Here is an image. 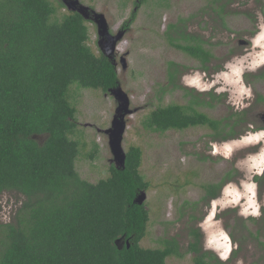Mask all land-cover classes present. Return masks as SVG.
Segmentation results:
<instances>
[{
	"label": "rangeland",
	"instance_id": "374dc122",
	"mask_svg": "<svg viewBox=\"0 0 264 264\" xmlns=\"http://www.w3.org/2000/svg\"><path fill=\"white\" fill-rule=\"evenodd\" d=\"M49 1L55 6L61 2ZM135 1L79 0L105 16L112 34L122 30L135 11L114 58L117 85L129 97L132 111L125 117L121 145L124 152L131 146L140 148L139 171L149 184L144 201L149 222L139 245L156 249L164 239L174 238L184 256H170L166 263L193 264V255L186 253L192 239L188 233L198 228L203 250L222 262L264 264V78L255 77L264 71V0H146L138 7ZM67 11L58 9L57 17ZM174 24L201 39L211 52L214 58L206 69L167 43L164 33ZM86 26L88 45L98 55L96 26L91 21ZM261 36L262 44L257 43ZM124 54L125 70L119 63ZM169 63L177 66L174 83ZM185 89L219 97L211 106L197 107L209 118L225 124L232 122V114L245 112L244 122L227 127L225 132L233 135L225 139L199 126L163 134L143 128L141 122L156 107L187 105ZM69 100L76 109L72 139L79 142L75 169L83 180L96 183L108 177L113 165L104 131L110 128L118 102L107 92L74 87ZM256 135L260 138L245 141ZM36 140L42 144L45 136ZM220 181L223 186L216 198L206 201L203 185ZM21 201L15 192L0 195V223L12 222ZM218 240L226 242V254Z\"/></svg>",
	"mask_w": 264,
	"mask_h": 264
},
{
	"label": "trees",
	"instance_id": "16d2710c",
	"mask_svg": "<svg viewBox=\"0 0 264 264\" xmlns=\"http://www.w3.org/2000/svg\"><path fill=\"white\" fill-rule=\"evenodd\" d=\"M60 8V1L55 6L49 0H0V195L22 197L12 222L0 223V264H167L170 256H184L176 239H164L156 249L139 245L149 222L144 203H134L149 187L139 171L140 148L129 147L124 168L111 165L108 177L96 183L75 169L79 142L72 139L77 126L70 88L106 93L118 77L111 62L89 47L87 21L70 11L58 18ZM134 16L135 11L121 29ZM169 27L167 43L206 69L214 57L201 39L177 24ZM169 65L174 83L177 66ZM185 91L187 105L156 107L141 122L143 128L163 134L199 126L225 139L233 135L227 127L244 122L245 112L232 114L225 124L209 118L197 107L211 106L219 97ZM40 136H45L42 144L36 140ZM222 186L223 181L203 185L204 199H215ZM262 217L264 222V210ZM188 234L186 253L193 264H228L203 250L200 229Z\"/></svg>",
	"mask_w": 264,
	"mask_h": 264
},
{
	"label": "water",
	"instance_id": "95a60500",
	"mask_svg": "<svg viewBox=\"0 0 264 264\" xmlns=\"http://www.w3.org/2000/svg\"><path fill=\"white\" fill-rule=\"evenodd\" d=\"M63 6L70 12L79 14L85 21H91L96 26L97 46L100 53L107 58L113 66L116 67L114 55L117 46L124 36V31L120 30L116 33H110V29L105 16L102 13H96L89 7L82 5L79 0H61ZM120 65L123 70L126 69V54L120 57ZM118 102L115 115L113 116L110 128L104 133L108 137V146L113 157V165L117 169H123L125 163V152L122 148V138L126 129L125 117L131 114L129 109V97L121 89L119 85L107 91ZM262 119L264 116H261ZM145 191H141L134 199V203L141 205L145 201ZM129 245L127 244V248Z\"/></svg>",
	"mask_w": 264,
	"mask_h": 264
},
{
	"label": "bare ground",
	"instance_id": "6f19581e",
	"mask_svg": "<svg viewBox=\"0 0 264 264\" xmlns=\"http://www.w3.org/2000/svg\"><path fill=\"white\" fill-rule=\"evenodd\" d=\"M262 36H264V35H262ZM262 36L257 40V43H261L262 44V42H261V38H262ZM264 47V46H263ZM263 57H264V55L261 57V59H263ZM196 82V81H195ZM198 82V81H197ZM258 138H260V135H256V136H250L249 138H247V139H245V141H247V142H252V141H254L255 139H258ZM227 150V149H226ZM254 163H256L257 164V161H255ZM255 165V164H254ZM236 197H238V196H236ZM251 198H249L248 200L250 201V202H248V204L250 203L251 205H252V203H251V200H250ZM217 243H218V248L220 247V248H222L223 250H224V254H226V252H227V249H228V246H227V244H226V242L224 243H221V241L220 240H218V241H216Z\"/></svg>",
	"mask_w": 264,
	"mask_h": 264
},
{
	"label": "flooded vegetation",
	"instance_id": "af4514ba",
	"mask_svg": "<svg viewBox=\"0 0 264 264\" xmlns=\"http://www.w3.org/2000/svg\"><path fill=\"white\" fill-rule=\"evenodd\" d=\"M126 29V28H125ZM125 29H122L123 31H125ZM97 31V30H96ZM97 33V32H96ZM123 39V38H122ZM122 41V40H121ZM120 41V42H121ZM244 44H249V43H244ZM115 56V55H114ZM114 61H115V63H116V60H115V58H114ZM119 63H120V60H119ZM116 66H117V64H116ZM115 67V66H114ZM115 69H116V67H115ZM263 72V71H262ZM262 72H258V73H256V75H255V77L257 76V77H259V78H262V77H260V75L262 74ZM213 200V199H212Z\"/></svg>",
	"mask_w": 264,
	"mask_h": 264
}]
</instances>
